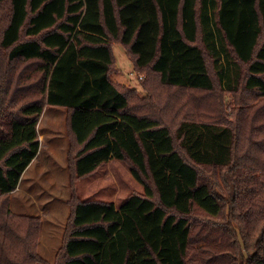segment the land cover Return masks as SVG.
Masks as SVG:
<instances>
[{"label":"trees","instance_id":"16d2710c","mask_svg":"<svg viewBox=\"0 0 264 264\" xmlns=\"http://www.w3.org/2000/svg\"><path fill=\"white\" fill-rule=\"evenodd\" d=\"M115 45L164 103L112 80ZM47 107L69 114L72 185L117 160L144 187L73 197L54 264H264V0H0V264H47L9 211Z\"/></svg>","mask_w":264,"mask_h":264},{"label":"rangeland","instance_id":"374dc122","mask_svg":"<svg viewBox=\"0 0 264 264\" xmlns=\"http://www.w3.org/2000/svg\"><path fill=\"white\" fill-rule=\"evenodd\" d=\"M114 82L133 91L141 100L150 95L164 103L157 76L151 72L137 73L132 59L122 46L115 45ZM229 102V96L227 97ZM195 107L196 105L193 104ZM194 112V111H193ZM38 132L41 150L23 175L18 189L9 197V211L38 221L37 253L42 262L54 264L60 253L72 216V199L114 203L121 208L132 194H143L144 187L133 177L124 162L111 160L92 175L71 184L74 159L70 152L73 135L66 109L47 107L40 118Z\"/></svg>","mask_w":264,"mask_h":264}]
</instances>
